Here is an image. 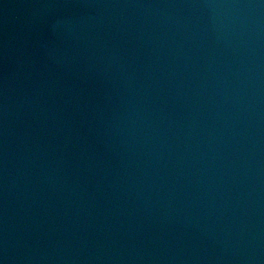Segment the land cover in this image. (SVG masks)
<instances>
[{
    "label": "water",
    "instance_id": "1",
    "mask_svg": "<svg viewBox=\"0 0 264 264\" xmlns=\"http://www.w3.org/2000/svg\"><path fill=\"white\" fill-rule=\"evenodd\" d=\"M0 264H264V0H0Z\"/></svg>",
    "mask_w": 264,
    "mask_h": 264
}]
</instances>
